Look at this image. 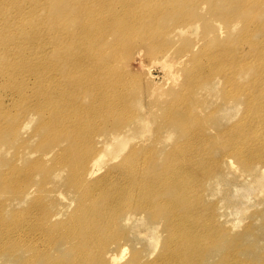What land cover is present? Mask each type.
<instances>
[{
  "label": "bare ground",
  "instance_id": "1",
  "mask_svg": "<svg viewBox=\"0 0 264 264\" xmlns=\"http://www.w3.org/2000/svg\"><path fill=\"white\" fill-rule=\"evenodd\" d=\"M165 1L201 4L202 10L207 9L203 15L217 12L220 3L223 6L222 2L215 4V0ZM255 1L252 6L248 0H226L230 7L239 10L241 21H235L234 17L220 20L214 33L207 35L203 48L199 45L196 51L190 48L176 55L173 60L190 58L191 69L186 77L190 86L185 93L172 94L165 107L155 88H144L143 94L136 92L144 109L140 122L159 120L160 129L147 135L150 129L144 125L140 129L142 134L130 139L138 140L116 142L122 145L129 142L131 148L113 170L102 169L99 162L103 149L112 141H105L101 149L94 141L101 133L93 134L96 125L110 112L113 98L109 90L118 88L125 95L130 89L138 88L140 82L131 72L128 59L139 51L145 52L146 59L169 56L173 48L168 36L154 42L157 47L146 46L150 44L146 41L147 31L158 26L159 16H164L167 23L179 22L173 23L169 30L172 33H183L185 26H198L203 16L195 19L180 10L175 13L178 4L166 12L154 10L144 0H0V153L9 147L1 136L4 129L17 143L11 156L4 158L7 163H0V196L19 194L20 201L29 205L28 216L23 217L19 209H11L12 218L8 219L2 211L10 203L0 198V251L5 242L14 246L15 264H105V261L113 264L118 257L111 255L107 260L105 251L96 247L100 253L94 260L79 250L69 261L62 256H50V248L57 236L70 235L77 242L106 246L109 236L105 237L102 231H111L110 237L114 238L113 224H121L124 216L129 219L141 214L146 218L141 230L155 235L160 225L165 235L154 239L155 246L149 253L133 249L129 260L132 264H264V245L257 242L264 241V215H260L264 209L258 212L263 220L261 225L255 224L254 216L242 234H227L225 226L214 224L216 203L207 201V196L219 192L216 189L219 184L225 192L236 185L237 189H243L228 176L226 166L232 164L237 169L235 177L248 174L257 186L264 188V178L259 172L260 166H264V7L261 6L264 0ZM229 22L239 23L238 33L231 32ZM138 40H143L144 46H138ZM213 75L221 79L224 89L217 97L212 94L214 98L207 106L202 98L205 90L198 94L200 88L195 80L199 76L211 80ZM23 110L31 116L39 112L46 116L51 113L58 119L66 117L67 127L57 124L58 119L44 117L39 127L45 130L34 129L35 134L47 129L53 133L69 131V140L63 141L69 149L58 148L56 156H61L48 167L41 165L46 154L39 153L40 162L33 164L24 154L27 149L37 152L39 142L21 138L26 126L21 119V114L26 112ZM71 111L81 117H72ZM219 112L229 116L228 120L210 119ZM85 120L91 122L88 130L91 132L87 135L82 133ZM133 122L129 117L122 124L125 127ZM206 125L214 130L213 134L205 135ZM113 133L114 130L110 134ZM114 135L117 139L120 136ZM84 143L89 145L87 149L82 148ZM62 154L74 156L73 162L61 160ZM40 166L42 170L36 174ZM69 168V177L76 185L74 191L81 193L75 211L89 210L98 218L92 217L91 226L83 230L78 229V222H73L75 218L57 222L60 211H50L47 206L48 192L57 184L54 181L50 184L46 175ZM19 172L24 179L29 178L25 181H29L28 185L33 179L43 182L37 185L30 204L24 194L28 185L22 186L24 180L18 179ZM119 203L126 212L113 210ZM234 210L239 207L234 206ZM120 212L124 214L119 218ZM61 215L65 219V212ZM77 229L81 236H77ZM34 238L38 243L32 242ZM219 239L222 244L217 243ZM119 247L123 253L126 247L121 243ZM18 252L22 256H17ZM215 254L219 255L218 259Z\"/></svg>",
  "mask_w": 264,
  "mask_h": 264
},
{
  "label": "rangeland",
  "instance_id": "2",
  "mask_svg": "<svg viewBox=\"0 0 264 264\" xmlns=\"http://www.w3.org/2000/svg\"><path fill=\"white\" fill-rule=\"evenodd\" d=\"M149 7L152 9H162L164 12L167 10H170L174 8L175 5L178 4V9H174V12L176 13L178 10L182 13H188L187 15H190L192 18H201L198 26H185L183 33H172L170 32V28L174 24H179V22L173 21L172 23H167L163 20L164 16H159L157 19L158 26L154 29L148 30L149 38L146 40L150 44L146 46L157 47V43L154 44V42L162 39L163 37H169L171 40H169V45L173 49H176V52L171 55V51L173 49H170L169 56H164L163 58L161 56H153L150 59L145 58V52L139 51L135 56L132 55L129 62V68L131 72L134 74V76H137L139 86L138 88H132L130 89L127 94L123 95L122 90H119L118 88H113L112 90H109V93L111 94L113 98V103L109 104L110 112L103 117V120L96 125L95 129L93 130V134L101 133V135L95 136V145L98 144V146L101 148L103 147L105 141H112L111 144L109 143V146L104 150L103 148V155L101 159H99L100 166H102V169H108L113 168V170H116V166L123 161L125 158V155L129 152L131 145L129 142L122 145V142H119L121 139H128L130 141L131 137L133 136H139L142 134L141 130L144 125H146L150 130L147 132L148 134L153 133L159 125V120H151V123H141V115L144 112V109H142V104L139 103V100L137 99L136 92H139L140 94H143L142 89H151L155 88L159 94H160V103L164 104L165 101V107L168 105L170 97L174 93H185L187 88L190 86V83L188 82V72L191 69L190 64V58H179L176 59L177 54H183L185 52H188L189 49H196L200 46L205 45V41L207 40V35L211 32L214 33V30L219 27L220 20L222 21H228L230 18L234 17L236 18L235 21L240 22L238 16H240L239 10L233 9V7H230V4L226 3V0H215V4L222 2L223 6H221V3L219 4L218 11L217 12H211L203 15V12L207 11V9L204 11L201 8V4L198 5V3H182L181 1H176L174 3H170L169 1L165 0H144ZM248 3L250 5H254L256 3L255 0H248ZM205 6V5H204ZM264 7V4L261 5ZM118 7V5H117ZM165 8V9H163ZM212 9V8H211ZM161 11V12H163ZM188 11V12H187ZM173 14V13H172ZM226 15V16H224ZM171 16V15H170ZM219 21V22H218ZM174 23V24H173ZM230 23V22H229ZM221 24H224L223 22ZM239 24V23H238ZM238 24H232L230 23V30L234 34L238 33L237 31L240 28V25ZM238 25V26H235ZM198 28V29H197ZM161 29L167 30L166 32L161 31ZM159 30V31H158ZM172 33V35H171ZM216 33V32H215ZM226 33V32H225ZM225 33L221 35V37H224ZM143 43V40H138L137 44L138 46H144L141 45ZM196 45L195 48H193ZM137 47V46H136ZM199 49V48H198ZM197 49V50H198ZM193 51V52H194ZM174 52V51H172ZM139 54V55H138ZM144 56V57H143ZM156 58V59H155ZM190 68V69H189ZM184 82V85L181 86V84ZM195 84L199 85L200 90L197 92L198 94L202 93V90H205L203 92V100L205 101V105L208 106V101L213 96H218V92L222 91L224 89V84L221 81V79L217 75H213L211 80H209V77L205 76H199L195 80ZM194 89V87H193ZM192 89V90H193ZM156 92V93H157ZM157 93V94H158ZM213 94V96H212ZM216 96V97H217ZM86 100V99H85ZM86 108V107H85ZM58 109L64 111L65 108H62L61 106H58ZM134 110H137L138 113H133ZM25 113H22V117L25 120L26 126L25 129H23L21 132V138L22 139H28L30 142H39V147L37 152H33L31 149H27L26 152H24L27 160L29 163H39L40 159H38V154L40 153L41 156L46 154L45 158H43V162H41V165H45L48 167V165L51 163L52 160H57L59 156L56 153L58 152V148H61L64 151H67L69 149V146L67 145V142L69 140V131L66 129H62L59 133H53V131H50V129H47L46 132H48L49 136H46L47 133L43 130H39L37 134H35L34 129L35 127H39V124L41 122V119L46 117L58 119L56 116H52V114H48L47 116L44 113L35 112L32 113V116L27 113V110ZM21 111V112H23ZM29 111V110H28ZM229 111L227 110L226 113ZM60 113V112H59ZM78 112L71 111V116L74 118H79L77 114ZM205 113L204 118L206 119ZM20 114V113H18ZM62 115H66L64 113H60ZM20 115V116H21ZM32 117V118H31ZM68 117V116H67ZM129 117L134 119L133 123H130L129 125L125 126L122 124V121H125V124L127 121H129ZM70 118V117H69ZM216 118L221 122H225L228 120L229 116H225V113H216L213 115L210 119ZM66 117L58 119L57 124H63L67 127L65 123ZM161 121H165V118H161ZM70 122V119H69ZM86 123V127L83 129L82 133L87 135L91 131L89 130V125L91 122L84 121ZM213 125V123H210ZM44 129L43 127H39ZM71 128V127H68ZM207 130V134H213L214 130L209 126H205ZM141 129V130H140ZM160 129V128H159ZM210 129V130H209ZM45 130V129H44ZM114 130L113 134H110ZM63 132V134H62ZM119 133L120 136L117 138H114ZM146 133V132H144ZM39 135V136H38ZM2 139L5 140L9 147L7 149H3V152L0 154V163L6 164L7 158L11 156V153L17 144L14 140H12V135L9 133L8 130L4 129L1 132ZM52 136V137H51ZM211 137H214L211 135ZM174 138V136H173ZM217 138V137H214ZM115 139V141H113ZM117 139V141H116ZM135 140L138 138H134ZM134 139L130 142H134ZM219 139V138H217ZM86 142V141H84ZM125 142V141H123ZM136 142V141H135ZM30 143V144H32ZM141 143V142H140ZM138 143V144H140ZM146 144V143H144ZM142 144L141 146H144ZM97 146V147H98ZM140 146V147H141ZM89 145L87 143H84L82 145L83 149H87ZM140 147L137 149L140 150ZM31 148V147H29ZM105 152V153H104ZM6 158V160L4 159ZM74 156H69L67 154H62V159H65L66 162H73ZM69 167V166H68ZM263 167V168H262ZM100 169L99 171H101ZM2 170V168H1ZM42 170V167L40 166L39 169L36 170V174L40 173ZM236 166L232 164L231 166H226V171L228 173V176L230 179H235L238 182V185L243 187V189H237V185L234 186L229 192H225V190H222L221 185L219 184L216 186V189L219 190V192L216 195H210L207 196L208 203L215 202L216 203V212L214 215V224L220 223L222 226H225V232L227 234H242L246 226L248 224V221L252 219L256 225H261L263 220L261 217H263L264 213H260L261 217L258 216V212L264 209V205L262 203V200L264 199V188L257 186L256 182L253 180L252 176L248 174H243L239 177H235L237 175ZM98 171V172H99ZM259 172L262 174L264 178V166L261 165L259 168ZM19 180L23 181L22 186L25 187L28 185L29 181L25 183L27 179L23 178V173L19 172ZM70 168L65 170H58L57 172L48 173L46 176L48 177V181L51 184L52 181L56 182V186L53 189L52 192H48L47 197H49L48 201L49 204L47 205L50 209V211H60V213L56 216L59 221L57 222H65L72 218H75L73 222H78L79 228L82 230L85 226H91L90 224L94 221V219L97 218L96 213H92L89 210L85 211L82 209L74 208L79 202V199L81 197V193H79V190L76 192L74 191L76 189L75 181L72 180V177H69ZM39 176V175H38ZM37 176V177H38ZM72 180V181H71ZM239 180V181H238ZM40 183H43L42 181L38 179H33L31 184L27 186V191L24 194L26 195V202L28 204L32 203L34 201V193L36 191L37 185H40ZM73 183V185H72ZM244 184V185H243ZM244 187H247L244 189ZM11 195V194H9ZM17 196H0L1 200H7V203H10V207L7 206V209L3 210L2 212L7 215V218H12V210L11 209H19L18 211H23L22 216H28L29 213L26 210L29 205H26L25 203H22L20 201L21 197ZM229 200V201H228ZM40 201V199H39ZM228 201V202H227ZM232 202L235 203V205H232ZM231 206H229V205ZM26 206V207H25ZM234 206L239 207V210L235 211ZM25 207V208H24ZM24 208V209H23ZM47 209V207L45 206ZM115 208H118L121 212H126L122 208V206L119 204H116L113 207V210ZM123 209V211H122ZM25 210V211H24ZM110 211V209H108ZM27 211V212H26ZM33 211V210H32ZM73 211H75L72 215H70ZM34 212V211H33ZM65 212V219L62 218V213ZM120 212V213H121ZM35 213V212H34ZM92 213L90 217H87L88 220L83 221L85 216H88ZM119 213V214H120ZM117 214V215H119ZM124 214L121 213L120 216ZM70 215V216H69ZM115 215V217H117ZM37 216L39 217V214L37 213ZM94 217V219L92 218ZM109 218H112V216L109 213ZM62 220V221H61ZM146 223V218L142 216L141 214H135L133 216H130L129 219H126L125 216L123 217V222L119 225H112V233L115 234L114 238L110 237L111 231H102L101 234L106 235L105 237H108L107 245L104 246L102 244L100 247L96 246L94 243H88V242H77V239L70 235L69 237H62L57 236V239L55 240L54 245L50 248V256L59 257L62 256L63 260L69 261L72 260L75 257V253H77L79 250L85 252L89 255L90 259L94 260L95 257L100 253L96 251V248H99L103 251H105V258L108 260V258L111 255H115L118 257V260L113 264H132L129 262L131 258V253L133 249H143L146 250L145 254L148 252H151L152 249L155 246V238L157 236L163 237L165 235L163 233V228L159 225L157 229L154 231L155 235H148L146 232L141 230V227ZM143 224V225H141ZM99 225H97V228L99 229ZM64 226V225H63ZM94 226V225H93ZM263 226V225H262ZM77 229V236H81L80 232ZM107 232V234H105ZM83 233V232H82ZM121 234V235H119ZM84 237V236H82ZM81 237V238H82ZM36 238H39L36 237ZM120 238H124V240H120ZM35 244L38 242H35V238L32 240ZM41 242V241H39ZM258 243L264 245V241L257 240ZM119 243L123 244L126 248L121 253ZM217 243H223L220 239L217 240ZM4 248L0 251V264H15V258L13 254V248L14 246L9 245L8 242H5L3 244ZM78 246H80L78 248ZM35 247V246H34ZM96 247V248H95ZM21 255V253L18 252L17 256ZM143 255V254H142ZM219 255L215 254V259H218ZM17 258V257H16ZM102 260V259H101ZM106 264V261H105Z\"/></svg>",
  "mask_w": 264,
  "mask_h": 264
}]
</instances>
